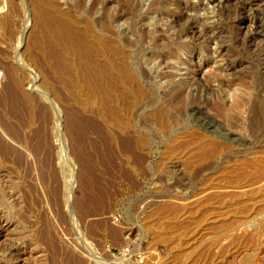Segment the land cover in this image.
I'll return each mask as SVG.
<instances>
[{"label": "rangeland", "instance_id": "obj_1", "mask_svg": "<svg viewBox=\"0 0 264 264\" xmlns=\"http://www.w3.org/2000/svg\"><path fill=\"white\" fill-rule=\"evenodd\" d=\"M0 1V264H264V3L56 0L114 44L107 89Z\"/></svg>", "mask_w": 264, "mask_h": 264}, {"label": "bare ground", "instance_id": "obj_2", "mask_svg": "<svg viewBox=\"0 0 264 264\" xmlns=\"http://www.w3.org/2000/svg\"><path fill=\"white\" fill-rule=\"evenodd\" d=\"M30 1H34L37 5L36 19L39 24L38 33H40L38 42H46L51 61L58 69L62 67L61 74L59 75L62 76V84L79 85L84 83V81L92 84L95 81L108 89L112 82H120L122 84L133 83L125 66L116 63L113 58V55L116 56L117 54L114 44L91 33L89 25L84 22L83 18L74 17L68 9H63L56 0ZM253 1L255 4L264 3V0H252L251 2ZM0 3L2 2L0 1ZM4 27L5 21L0 14V35ZM100 52L102 55L104 53H108L109 55L106 58L100 59ZM95 56L99 59L96 60ZM11 72L14 73L12 68ZM13 83L20 91V97L25 104V109H29L30 97L27 92L20 89L21 79L17 78ZM100 89L105 92L104 89ZM105 110L107 114H113L111 107L107 106ZM199 119H197V122H202ZM206 126L208 127L209 125L206 124ZM96 127L98 129V126ZM18 137L20 138V135ZM141 140V137H138V141ZM6 224V222L0 221V234L5 230ZM92 256L95 258L94 260L97 264L103 263L97 255L92 254Z\"/></svg>", "mask_w": 264, "mask_h": 264}, {"label": "built area", "instance_id": "obj_3", "mask_svg": "<svg viewBox=\"0 0 264 264\" xmlns=\"http://www.w3.org/2000/svg\"><path fill=\"white\" fill-rule=\"evenodd\" d=\"M0 4H1L0 5V12H1L2 11V3H0ZM4 81H5V71H4V68L0 62V88H1ZM136 258H137L136 263H138V264L143 261L141 255H137Z\"/></svg>", "mask_w": 264, "mask_h": 264}]
</instances>
